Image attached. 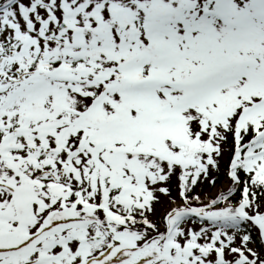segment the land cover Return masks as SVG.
<instances>
[{
  "label": "snow or ice",
  "instance_id": "snow-or-ice-1",
  "mask_svg": "<svg viewBox=\"0 0 264 264\" xmlns=\"http://www.w3.org/2000/svg\"><path fill=\"white\" fill-rule=\"evenodd\" d=\"M0 264H264V0H0Z\"/></svg>",
  "mask_w": 264,
  "mask_h": 264
}]
</instances>
